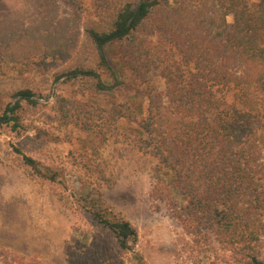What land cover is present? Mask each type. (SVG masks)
I'll return each instance as SVG.
<instances>
[{"label": "trees", "instance_id": "trees-1", "mask_svg": "<svg viewBox=\"0 0 264 264\" xmlns=\"http://www.w3.org/2000/svg\"><path fill=\"white\" fill-rule=\"evenodd\" d=\"M36 1L45 7L40 18L0 28V66L7 60L46 67L48 59L73 54L76 14H63L58 0ZM95 8L85 32L113 82L104 85L92 71L70 74L93 76L98 91L118 89L122 71H112L106 48L125 43V66L138 76L152 66L166 81L165 92L148 93L133 139L157 159L150 197L179 223L189 238L186 249L207 264H264V162L257 138L264 129V0H96ZM14 97L34 104L28 89ZM19 106H7L0 125L19 127ZM90 160L82 156L88 172ZM24 162L40 172L34 159ZM93 172L96 183L108 182L101 169ZM89 194L94 217L127 249L135 228L111 221ZM0 264L40 263L0 249Z\"/></svg>", "mask_w": 264, "mask_h": 264}, {"label": "rangeland", "instance_id": "rangeland-1", "mask_svg": "<svg viewBox=\"0 0 264 264\" xmlns=\"http://www.w3.org/2000/svg\"><path fill=\"white\" fill-rule=\"evenodd\" d=\"M68 1L57 2L63 14H76L71 56L48 59L46 67L7 60L0 66V114L20 105L19 127L0 125V249L40 264H207L186 249L188 236L165 205L150 197L157 159L133 140L148 93L165 92L166 81L152 66L140 76L125 66V43L106 48L112 71H122L118 89L98 91L93 76L73 77L72 71L86 70L104 85L113 82L85 32L88 20H96V0ZM44 8L36 0H0V28L27 25ZM226 20L231 24L232 16ZM25 89L34 104L14 97ZM257 138L264 162L262 126ZM84 155H90V172L82 167ZM24 157L34 159L40 172ZM94 169H101L108 182L96 183ZM88 191L111 221L124 219L135 228L136 239L127 241V249L94 217L85 201ZM260 251L264 259V235Z\"/></svg>", "mask_w": 264, "mask_h": 264}]
</instances>
